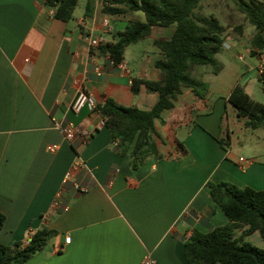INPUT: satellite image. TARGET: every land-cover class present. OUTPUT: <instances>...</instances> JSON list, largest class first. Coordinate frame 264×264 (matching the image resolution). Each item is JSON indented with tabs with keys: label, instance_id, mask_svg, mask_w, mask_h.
<instances>
[{
	"label": "crops",
	"instance_id": "0c3cea01",
	"mask_svg": "<svg viewBox=\"0 0 264 264\" xmlns=\"http://www.w3.org/2000/svg\"><path fill=\"white\" fill-rule=\"evenodd\" d=\"M92 1L91 15L88 0H78L73 18L62 21L44 0H0V211L6 216L0 244L27 243L48 226L56 234L23 264H142L147 255L157 264H190L184 248L193 229L207 232L229 222L208 181L264 189V161L233 153L224 139L235 131L228 121L232 89L240 83L248 92L238 46L225 39L218 74L208 67L197 71L209 83L206 98L185 88L156 121L161 157L134 169L130 153L117 151L102 114L88 108L75 113L72 104L84 87L98 102L111 97L151 109L158 93L142 84L134 94L132 79L160 77L155 62L163 55L154 40L169 38L175 27L166 35L154 27L128 45L116 65L90 38L116 42L130 21H145V14L110 15L103 12L104 0ZM146 40L147 48L140 46ZM54 119L76 124V139L67 140ZM50 144L59 147L50 151Z\"/></svg>",
	"mask_w": 264,
	"mask_h": 264
},
{
	"label": "trees",
	"instance_id": "16d2710c",
	"mask_svg": "<svg viewBox=\"0 0 264 264\" xmlns=\"http://www.w3.org/2000/svg\"><path fill=\"white\" fill-rule=\"evenodd\" d=\"M239 11L246 15L256 31L251 38V54L264 50V0H234ZM54 10V17L69 21L73 18L78 0H44ZM92 0H88L87 14L91 15ZM202 0H104L103 12L120 15L141 11L145 21L132 20L119 32L116 42L101 46L114 63L124 60L128 45L148 37L154 27L173 25L169 38H156L154 45L163 57L155 62L160 71L158 79L134 77L132 91L137 94L142 84L148 91L157 92L158 100L151 109L125 106L108 97L98 110L105 120L116 149L120 154L130 153L131 166L136 169L148 157L160 158L154 139L160 133L156 121L164 111L175 106L185 88L200 99L209 92V83L200 78L197 71L208 67L218 74L224 67L217 54L225 42L226 26L215 16L195 13ZM242 31L241 26L238 27ZM264 91V74L259 76ZM228 101L236 108L237 116L244 118L246 127L264 128V103L251 97L238 83L232 89ZM224 145L227 143L224 142ZM68 181L66 182V184ZM212 199L228 216L229 222L203 232L193 229L185 242V255L190 264H264V248L247 239L258 231L264 240V189L239 186L231 181H208ZM6 216L0 211V229ZM242 232L237 234V230ZM56 234V230L44 226L36 230L30 241H16L12 245L0 244V264H23L42 250Z\"/></svg>",
	"mask_w": 264,
	"mask_h": 264
},
{
	"label": "rangeland",
	"instance_id": "374dc122",
	"mask_svg": "<svg viewBox=\"0 0 264 264\" xmlns=\"http://www.w3.org/2000/svg\"><path fill=\"white\" fill-rule=\"evenodd\" d=\"M195 13L215 16L226 26L225 39L238 46L236 53L242 60L240 61L241 72L243 73L241 81L247 82L248 93L253 99L264 103V91L259 80L261 75L258 70L259 56L258 54H251V38L256 29L249 22L246 15L239 11L234 0H202L200 6L195 9ZM172 26L162 27L160 30L166 35L165 33L170 31L173 28ZM239 26H241V32L238 30ZM149 44L150 41L146 40L140 46H146L147 48ZM260 53L264 54V50ZM222 54V52L219 53L221 57H223ZM203 67H200L202 69L199 73L204 71ZM235 112L236 108L230 105L228 121L235 131L232 139L228 137L227 133L224 134V139L226 141L231 140L233 153L238 152L239 156L248 159L255 156L257 159L264 161V128L251 129L242 124L240 125L242 119H239ZM251 242L259 247L264 245V240L259 232L251 236Z\"/></svg>",
	"mask_w": 264,
	"mask_h": 264
},
{
	"label": "built area",
	"instance_id": "2783aa9c",
	"mask_svg": "<svg viewBox=\"0 0 264 264\" xmlns=\"http://www.w3.org/2000/svg\"><path fill=\"white\" fill-rule=\"evenodd\" d=\"M52 14H54V10L52 11ZM103 25L107 32L113 31V27L111 26L110 21L107 18L103 20ZM104 41H105L104 38L101 36H95V37L90 38V43L93 46H102L105 44ZM258 56H259V61H260L259 66H258L259 74H264V54L259 53ZM110 60L113 64H115L111 58ZM103 103L104 102H98L96 97L90 94L88 91H86L84 87H80L78 90L77 96L72 104V110L75 113H80L84 108H88L92 111H95V110H98L99 106L103 105ZM102 123L105 124L104 119L102 120ZM54 124L62 132V134L67 140L74 141L76 137L78 136V134L80 133L78 127L72 121L54 119ZM83 134H85L84 135V137H86L85 139L89 137L88 132H85ZM58 147H59L58 144H50L48 145L47 148L50 151H55ZM240 160L245 161V162L247 161L244 158H240ZM80 164H81L80 162L74 164L73 170H77L78 168H80ZM74 186L76 189L82 192L87 190L86 188L80 187V185L77 183H74ZM65 241L66 243H70L71 237L67 236L65 238ZM142 264H157V262L152 256L147 255L144 257Z\"/></svg>",
	"mask_w": 264,
	"mask_h": 264
}]
</instances>
